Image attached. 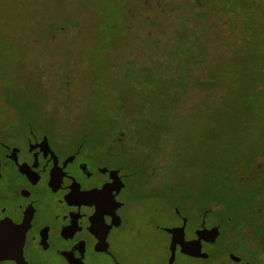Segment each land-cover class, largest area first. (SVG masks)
Instances as JSON below:
<instances>
[{"label": "rangeland", "instance_id": "1", "mask_svg": "<svg viewBox=\"0 0 264 264\" xmlns=\"http://www.w3.org/2000/svg\"><path fill=\"white\" fill-rule=\"evenodd\" d=\"M0 105L99 138L127 127L148 166L155 147L156 195L136 191L130 226L155 214L156 264L175 212L195 222L218 188L210 207L233 218L207 258L173 264L264 260V0H0Z\"/></svg>", "mask_w": 264, "mask_h": 264}, {"label": "flooded vegetation", "instance_id": "2", "mask_svg": "<svg viewBox=\"0 0 264 264\" xmlns=\"http://www.w3.org/2000/svg\"><path fill=\"white\" fill-rule=\"evenodd\" d=\"M12 107L0 105V264H156L155 214L146 227L130 226L136 191L156 195L155 147L148 166L134 157L142 141L127 127L99 138L49 112L16 120ZM208 211L195 222L177 211L179 222L167 227L182 226L185 240L217 227L214 241L201 238L206 252L221 235ZM178 253L193 257L179 244Z\"/></svg>", "mask_w": 264, "mask_h": 264}, {"label": "water", "instance_id": "3", "mask_svg": "<svg viewBox=\"0 0 264 264\" xmlns=\"http://www.w3.org/2000/svg\"><path fill=\"white\" fill-rule=\"evenodd\" d=\"M168 232L171 233V242H170V255L168 258V264H173L176 254V246L179 244L181 246V251L184 253H187L194 257H202L207 258L208 253L201 251V238H204L208 241H214L217 234H218V228H202L199 233L198 237L196 239L192 240H185L184 239V232L183 227H166L165 228ZM180 230V232H179ZM205 233L209 234L208 236L205 235ZM229 257L233 259L234 261H239L240 258L236 256L235 254H230ZM15 259L19 262V258L17 256H14ZM20 263V262H19ZM246 264H253L251 262H247Z\"/></svg>", "mask_w": 264, "mask_h": 264}, {"label": "trees", "instance_id": "4", "mask_svg": "<svg viewBox=\"0 0 264 264\" xmlns=\"http://www.w3.org/2000/svg\"><path fill=\"white\" fill-rule=\"evenodd\" d=\"M260 183L259 182H257L256 184H255V189H256V187L257 188H260ZM222 191V189H219L218 188V190H217V192H216V194L215 193H213V192H211V194H209V192H207V191H204L203 193H201V195H202V197H203V204L205 205V204H207V206H205L204 208H206L207 210H209L208 212H209V214H210V220L212 221V222H216V223H218L219 225H220V228H221V226L224 224V225H226L227 224V222H228V220L229 219H227L228 217L229 218H233L232 216H230V215H228V217L227 216H225V215H222V213L220 214V211L218 210V209H216L215 207L214 208H212V207H210V205H212V204H215L214 206H221V207H223V204H225V203H228V200H227V198L224 196V195H220V192ZM256 194V193H255ZM255 194H254V196H255ZM258 194V193H257ZM256 194V195H257ZM255 198V197H254ZM230 204V203H229ZM231 205V204H230ZM224 207H225V205H224ZM226 209V208H225ZM232 220V219H231ZM232 228H235V222H233L232 223ZM263 255H264V252H262V253H260V260H261V257H263ZM261 264H264V260H261Z\"/></svg>", "mask_w": 264, "mask_h": 264}]
</instances>
